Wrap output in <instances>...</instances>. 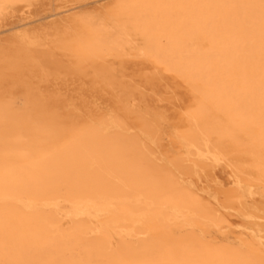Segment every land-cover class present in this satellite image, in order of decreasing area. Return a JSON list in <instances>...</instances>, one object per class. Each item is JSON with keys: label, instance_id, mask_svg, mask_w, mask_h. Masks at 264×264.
Returning <instances> with one entry per match:
<instances>
[{"label": "bare ground", "instance_id": "bare-ground-1", "mask_svg": "<svg viewBox=\"0 0 264 264\" xmlns=\"http://www.w3.org/2000/svg\"><path fill=\"white\" fill-rule=\"evenodd\" d=\"M32 2L0 0V264H264V0Z\"/></svg>", "mask_w": 264, "mask_h": 264}, {"label": "rangeland", "instance_id": "rangeland-1", "mask_svg": "<svg viewBox=\"0 0 264 264\" xmlns=\"http://www.w3.org/2000/svg\"><path fill=\"white\" fill-rule=\"evenodd\" d=\"M113 1L115 0H33L32 15L34 18L41 20V18L50 15V13H55V11H59L57 10L59 9V7L67 5L73 6V11L71 13H74L77 16H94L95 14L102 12L105 7H108ZM47 21L48 20H41L35 23L34 25L37 26L39 23H46ZM6 23H9V21H7ZM51 26L55 27L56 24ZM46 27L48 28V26ZM21 104L22 100L20 98L18 100V105L21 106ZM162 148L164 156L174 158L178 156L179 151L181 149V144H175L174 142L166 138Z\"/></svg>", "mask_w": 264, "mask_h": 264}]
</instances>
